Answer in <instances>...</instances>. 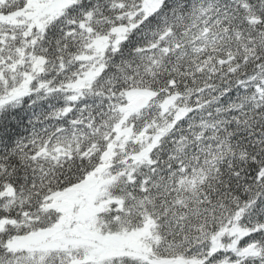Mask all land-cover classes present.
I'll use <instances>...</instances> for the list:
<instances>
[{
  "label": "snow or ice",
  "instance_id": "1",
  "mask_svg": "<svg viewBox=\"0 0 264 264\" xmlns=\"http://www.w3.org/2000/svg\"><path fill=\"white\" fill-rule=\"evenodd\" d=\"M0 264H264V0H0Z\"/></svg>",
  "mask_w": 264,
  "mask_h": 264
},
{
  "label": "trees",
  "instance_id": "2",
  "mask_svg": "<svg viewBox=\"0 0 264 264\" xmlns=\"http://www.w3.org/2000/svg\"><path fill=\"white\" fill-rule=\"evenodd\" d=\"M21 131H22V133L24 135H27V134H29V132L31 131V129L26 127V128L21 129Z\"/></svg>",
  "mask_w": 264,
  "mask_h": 264
}]
</instances>
